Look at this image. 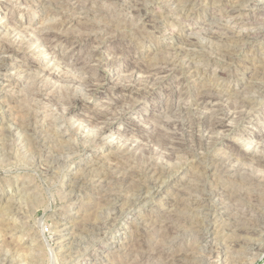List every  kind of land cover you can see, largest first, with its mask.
Here are the masks:
<instances>
[{
	"label": "rangeland",
	"instance_id": "rangeland-1",
	"mask_svg": "<svg viewBox=\"0 0 264 264\" xmlns=\"http://www.w3.org/2000/svg\"><path fill=\"white\" fill-rule=\"evenodd\" d=\"M77 1L0 0V46L17 51L0 57V264H169L177 252L187 263L264 264V250L233 243L236 235L249 236L236 227H251L258 216L260 238L249 241L259 244L264 237V171L248 156L255 144L242 141L264 142V79L256 76L264 72V0H79V6ZM77 21L92 25L88 46L97 58L115 62L111 70L92 66L107 82L115 83L117 73L135 65L161 60L173 67L161 83L137 94L107 82L89 95L81 92L72 83L83 78L79 70L30 43L38 32H87L71 25ZM250 31L258 37H249ZM186 40L194 45L186 46ZM110 47L120 51L118 58ZM204 91L254 101L256 119L227 127L216 143L198 148L189 132L193 113L183 112L178 95ZM66 101L69 115L60 109ZM102 112L107 116L100 117ZM173 118L188 125L179 132L190 145L168 156L155 148V136ZM108 122L116 135L95 134ZM150 130L154 136L138 139L139 132ZM134 137L139 150L127 146ZM147 166L169 171L162 185L141 197L136 186L152 181L150 172L144 174ZM105 173L109 184L102 182ZM133 185L135 191L129 190ZM111 197L120 199L116 208L106 200ZM164 222L175 233L167 235Z\"/></svg>",
	"mask_w": 264,
	"mask_h": 264
},
{
	"label": "bare ground",
	"instance_id": "bare-ground-1",
	"mask_svg": "<svg viewBox=\"0 0 264 264\" xmlns=\"http://www.w3.org/2000/svg\"><path fill=\"white\" fill-rule=\"evenodd\" d=\"M113 1V0H112ZM136 1V0H135ZM244 1V0H243ZM47 3V1H45ZM134 2V1H133ZM138 2V1H137ZM187 2V1H186ZM69 3V1H68ZM81 2L78 0L76 2V5L80 4ZM131 3V2H130ZM129 3V4H130ZM136 3V2H135ZM140 3V2H138ZM144 3V2H143ZM245 3V2H244ZM84 4V3H83ZM120 4V3H119ZM128 4V5H129ZM132 4V3H131ZM239 4V2L237 3V5ZM82 5V3H81ZM142 5V4H141ZM52 6V5H51ZM114 6V5H113ZM136 6V4H135ZM179 6V5H178ZM53 7V6H52ZM73 7V6H72ZM81 7V6H80ZM89 7V6H88ZM130 7V5H129ZM138 7H139V4H138ZM138 7H136L138 9ZM141 7V6H140ZM144 7V6H143ZM168 7V6H167ZM235 7V6H234ZM238 7V6H237ZM62 8V7H61ZM79 8V7H78ZM135 8V9H136ZM85 9V8H84ZM114 9V8H113ZM134 9V8H133ZM50 10V8H49ZM48 10V11H49ZM83 10V9H82ZM142 10V7L140 9H138L137 11H141ZM86 11V10H85ZM132 11V10H131ZM136 11V12H137ZM143 11V10H142ZM82 12V11H81ZM84 12V11H83ZM135 12V11H134ZM137 12V13H138ZM229 12V11H228ZM61 13V12H60ZM63 13V12H62ZM96 13V12H95ZM141 13V12H139ZM235 13V12H234ZM171 14V13H170ZM222 14V13H221ZM230 14V13H229ZM232 14V13H231ZM119 15V14H118ZM131 15V14H130ZM143 15V14H142ZM77 16V15H76ZM84 16V14H83ZM230 16V15H229ZM97 18V17H96ZM175 18V17H174ZM215 18V17H214ZM242 18V17H241ZM68 19V18H66ZM65 19V20H66ZM86 19V18H85ZM216 19V18H215ZM78 20V19H77ZM155 20V19H154ZM218 20V19H217ZM242 20V19H241ZM11 21V20H10ZM9 21V22H10ZM160 21V20H159ZM226 21V20H225ZM229 21V20H228ZM95 22V21H94ZM219 22V20H218ZM260 22V21H259ZM227 23V22H226ZM251 23V22H250ZM11 24V23H10ZM242 24V23H241ZM65 25V24H64ZM71 25H77V26H80V27H83L85 29V31L87 32H83L82 30H78L79 33H76V32H71V30H69V33L68 34L66 33L67 31H65L66 35L65 34H60L56 31H50L48 33H43V32H38V33H34V36L31 37L30 39V43H35V44H38V46H42L46 51L48 52H51V54L53 55H58V58L60 59V62H62L64 65H67L69 67H72V69L74 70V68L76 70H79L81 72V74H83V78L82 79H78L79 81H75L73 82L72 80V83H74L75 85L77 84L80 91L83 90L85 91V93H87L89 95V93H93L96 89L97 86L99 85H105V83L107 82L106 79L100 75V74H97L96 71H95V67H102L104 69H113V67L115 66V62L112 60L113 58L111 59H107V58H104L102 59V57L100 58H97V50H92L91 47L89 48L88 44L90 41H92V31L91 30V27L92 25H89V24H86L85 22H80V21H77V22H74V24H71ZM235 25V24H234ZM239 25V24H238ZM254 25V24H253ZM259 25H261V22L259 23ZM11 26V25H10ZM76 26V27H77ZM232 26V25H230ZM229 26V27H230ZM14 27V26H12ZM73 26H71V29ZM78 27V28H80ZM97 27V26H96ZM10 28V27H9ZM49 28V27H48ZM77 28V29H78ZM82 28V29H83ZM104 28V27H103ZM228 28V27H227ZM232 28V27H231ZM230 28V29H231ZM58 29V28H57ZM77 29H74V30H77ZM151 29V28H150ZM205 29V28H204ZM209 29V28H208ZM234 29V27H233ZM232 29V30H233ZM244 29V28H243ZM242 29V30H243ZM250 29V28H249ZM50 30H52L50 28ZM68 30V29H67ZM93 30V29H92ZM217 30V29H216ZM239 30V29H237ZM247 30V29H246ZM253 30V29H252ZM256 30V29H255ZM58 31V30H57ZM73 31V30H72ZM90 34H89V32ZM203 31V30H202ZM36 32V31H35ZM60 32V31H59ZM82 32V33H80ZM206 32V31H205ZM244 32V31H243ZM247 32V31H246ZM245 32V33H246ZM33 33V32H32ZM100 33V32H99ZM111 33V32H110ZM237 33V32H236ZM94 34V33H93ZM96 34V33H95ZM194 34V33H193ZM239 34V33H238ZM249 37H252V38H255V37H258L256 34H252L251 31L248 33ZM256 35V36H255ZM207 36V35H206ZM27 37V36H26ZM241 38L242 41L243 39H248L247 36H243V35H239L238 38ZM98 38V37H97ZM26 39V38H24ZM96 39V38H95ZM125 39V38H124ZM186 39V38H185ZM209 39V38H208ZM251 39V38H250ZM94 40V38H93ZM99 40V39H98ZM211 40V39H210ZM95 41V40H94ZM108 41V40H107ZM184 42V41H183ZM92 43V42H91ZM90 43V44H91ZM181 43V42H180ZM212 43V42H210ZM108 44V43H107ZM229 44V43H228ZM227 44V45H228ZM33 45V44H32ZM122 45V44H121ZM185 45L186 46H192L194 45V43L192 42V40H186L185 41ZM224 45V44H223ZM91 46V45H90ZM99 46V45H98ZM232 46V45H231ZM94 47V46H93ZM92 47V48H93ZM102 47V46H101ZM215 47V46H214ZM16 48V47H15ZM13 46H8V45H1L0 46V57H3L4 55H12L16 50ZM94 48H97V47H94ZM99 48V47H98ZM105 48V47H104ZM203 48V46H202ZM36 49V48H35ZM107 49V48H106ZM187 49V48H186ZM196 49V48H194ZM235 49V48H234ZM109 50L112 52L110 54H112L114 57H119V55H117L118 53H120V51L115 54L113 52H117L115 51L114 47H110ZM180 50V49H179ZM185 50V49H183ZM188 50V49H187ZM104 51V50H103ZM193 51V50H192ZM210 51V50H209ZM221 51V50H220ZM17 52V51H16ZM186 52V51H185ZM198 52V51H197ZM97 53V54H96ZM214 53V52H213ZM100 54V52H99ZM115 54V55H114ZM212 54V53H211ZM236 54V53H235ZM50 55V53H49ZM105 55V54H104ZM102 56V55H100ZM106 56V55H105ZM188 56V55H187ZM186 56V57H187ZM213 56V55H212ZM228 56V55H227ZM185 57V55H184ZM132 58V57H131ZM159 58V57H158ZM162 58V57H161ZM3 59V58H1ZM0 59V60H1ZM52 59V58H51ZM57 59V58H56ZM157 59V57H156ZM165 59V58H164ZM184 59V58H183ZM187 59V58H186ZM217 59V58H216ZM4 60V59H3ZM55 60V59H54ZM180 60V58H179ZM182 60V59H181ZM53 61V60H52ZM152 61V60H151ZM166 61V60H165ZM169 61V60H168ZM2 61H0V69L2 67V64H1ZM105 62V63H103ZM162 62L161 60L159 61V63ZM96 63V66L92 69V66H94V64ZM103 63V64H102ZM138 63V62H137ZM150 63V62H149ZM156 65L157 63H152L153 65H148V66H145V65H135V66H132L131 68H127L126 70H123L119 73H117V81L115 83H112V82H107V85H109V83L111 85H109L110 87L112 86L113 88L115 89H119V87L121 88L122 92L124 93H139V91L141 90H144V89H147L149 86H155L159 83H161V81H163L168 75H167V71L168 69H172L173 65L170 64V63H162V64H159ZM59 64V63H58ZM102 64V65H101ZM174 64V63H173ZM177 64V63H176ZM185 64V63H184ZM68 67V68H69ZM129 69V70H128ZM189 70V69H188ZM78 71V72H79ZM170 71V70H169ZM79 72V74H80ZM123 72V74H121ZM192 72V71H191ZM42 73V72H41ZM39 75V74H38ZM86 75V76H84ZM259 76L261 79H264V72H257L256 73V76ZM114 77V76H113ZM76 78V77H75ZM81 78V77H79ZM77 80V79H76ZM69 82V81H68ZM71 84V82H70ZM74 86V85H73ZM202 86V85H201ZM72 87V86H71ZM76 87V86H75ZM224 87V86H223ZM255 87V86H254ZM258 88V87H256ZM250 89V88H249ZM78 90V88H77ZM183 90V89H182ZM247 90V89H246ZM75 91V90H74ZM79 91V90H78ZM81 91V92H83ZM203 91V90H202ZM262 91V90H261ZM213 92V91H212ZM210 91H204L202 93H198V94H195V95H188L187 93H184V94H179L178 97H179V103H181V108L183 109V112H185V114H188V113H193V115L191 117H193L191 119V121L188 122V125H189V128H190V133H191V138H192V141L194 142L195 146H197L198 148H203V147H208L209 145H212L214 143H216L220 137L219 135L221 134V132L226 129L227 127H230V126H233L235 125L236 123L238 122H241V121H251L252 119H256L255 116L253 115L255 112V110L258 108V104L255 103L254 101H243L242 99L241 100H236V101H231L230 100V97H228L227 99H225V96H220V95H217L219 93H212ZM84 93V95H86ZM260 93V92H259ZM83 94V93H82ZM128 94V95H129ZM235 94V93H234ZM252 94V93H251ZM184 95V97H183ZM256 95V93H255ZM235 97V96H234ZM246 98V97H245ZM79 99V98H78ZM112 100V99H111ZM125 100V99H124ZM78 101V100H76ZM181 101V102H180ZM73 103V102H72ZM77 103V102H75ZM61 105V108L62 109V114L64 113L69 115L71 114V102L70 101H66V102H63V103H60ZM129 104V103H128ZM116 106V105H115ZM114 106V107H115ZM178 106H180L178 104ZM208 106V107H207ZM103 107V106H102ZM177 107V106H176ZM180 108V107H179ZM108 109V107H107ZM106 109V110H107ZM178 109V108H177ZM182 109H180L182 111ZM105 110V109H104ZM111 110V109H110ZM118 112V110H117ZM122 112V111H121ZM179 112V110L177 111ZM188 112V113H186ZM111 114V113H110ZM189 114V115H190ZM23 115V114H21ZM100 117H103V116H107L106 115V112H102L101 114H99ZM112 115H114V113L112 112ZM118 115V114H117ZM24 116V115H23ZM26 116V115H25ZM60 116V114H59ZM109 117V116H108ZM111 117V116H110ZM168 117V115H167ZM176 117V116H175ZM23 118V117H22ZM115 118V117H114ZM113 118V119H114ZM166 118V117H165ZM100 119V118H99ZM104 119V118H103ZM107 118H105L106 120ZM112 119V120H113ZM174 119V118H173ZM164 120V119H163ZM162 120V121H163ZM167 120V119H165ZM177 120V119H176ZM179 120V119H178ZM25 121V120H24ZM161 121V120H160ZM20 122V121H18ZM88 122V121H87ZM86 122V123H87ZM107 122V120H106ZM179 122V121H178ZM252 122V121H251ZM16 123V121H15ZM14 123V124H15ZM85 122L81 121V127H83V124ZM105 123V121H104ZM148 123V122H147ZM150 123V122H149ZM161 123V122H160ZM183 124H177L175 119L174 120H168L166 121L165 123H163V125L160 126L161 129H159L157 131V134L155 136V139H156V147H158L159 149H162L163 151H166L168 156H171V155H174V152L178 153L179 151L181 150H185L189 147L190 145V141L189 140H185L182 138V135L179 131H182L181 128H182V125H184L185 127L188 126L187 124H185V122H182ZM21 124V123H20ZM107 124V123H106ZM103 127H97L95 129H97L96 131H98L97 133L95 134H98L99 137H104V136H110L113 137L114 135H116L118 132H116V129L113 128L111 126V123L108 122V124ZM193 124V125H192ZM86 125V124H85ZM88 125V124H87ZM22 126H24V124H22ZM80 126V125H79ZM158 126V125H157ZM28 127V126H27ZM145 127V126H144ZM193 127V128H192ZM25 128V127H24ZM79 128V127H78ZM77 128V129H78ZM86 128V127H85ZM92 128V127H91ZM159 128V127H157ZM188 128V127H187ZM75 129V130H77ZM81 129V128H80ZM93 129V128H92ZM152 129V128H151ZM228 129V128H227ZM146 130V129H145ZM153 130V129H152ZM150 130V131H152ZM94 131V130H93ZM156 132V130L154 131ZM90 134V133H89ZM94 134V135H95ZM88 135V133H87ZM93 135V134H92ZM137 135V134H136ZM151 135H155V133L153 134V131L152 132H144V133H140L139 132V138L138 139H145V138H148L149 136ZM126 136V135H125ZM88 137V136H87ZM98 137V138H99ZM131 137V136H129ZM2 138V137H1ZM87 139V138H86ZM129 139V138H128ZM154 139V138H153ZM189 139V138H188ZM42 140V139H41ZM127 140V138H126ZM249 141V144H255V148L256 150L254 152H252L250 155L248 156H252V159L253 161L255 162L256 166L259 167L260 170L264 171V142L262 141L261 143V139H257V140H254V139H251V138H246L244 140H242L243 142L244 141ZM4 141V140H3ZM32 141V140H31ZM87 141V140H86ZM131 140H129V144L127 145L128 147H135V150H136V147L138 148L137 150H139V147L141 146L140 145V141L138 142V140L134 137V139H132V141L130 142ZM147 141V140H146ZM155 141V140H153ZM153 141H151L150 143H152ZM240 141V140H239ZM30 142V141H29ZM144 142V141H143ZM149 142V141H148ZM2 143V142H1ZM124 143V142H122ZM128 143V140L125 142V144ZM3 144V143H2ZM31 144V143H30ZM125 144H122V145H125ZM263 144V145H262ZM34 145V143H33ZM140 145V146H139ZM143 145V144H142ZM145 145V144H144ZM147 146V145H146ZM149 146V145H148ZM151 146V144H150ZM194 146V147H195ZM44 147V146H42ZM46 147V146H45ZM48 147V146H47ZM142 147V146H141ZM140 147V148H141ZM145 147V146H144ZM1 148V147H0ZM50 148V147H49ZM152 148V147H151ZM154 148V149H155ZM191 148V147H190ZM63 149V148H62ZM119 149V148H118ZM128 149V148H126ZM134 149V148H133ZM144 149V148H143ZM129 150V149H128ZM145 150V149H144ZM148 150V148H147ZM153 150V148H152ZM151 150V151H152ZM150 153H153V151ZM199 151V150H198ZM197 151V153H198ZM142 153L145 152V151H141ZM43 153V151H42ZM52 153V151H51ZM50 153V154H51ZM57 153V151H56ZM60 153H62V150L60 151ZM156 153H157V149H156ZM135 154H136V151H135ZM149 154V153H148ZM155 154V153H153ZM162 154V153H160ZM165 154V153H164ZM65 155V154H64ZM163 155V154H162ZM165 155V156H166ZM179 155V154H178ZM54 156V155H53ZM144 156V155H143ZM142 156V157H143ZM148 156V155H147ZM175 156V155H174ZM184 156V155H183ZM241 157V158H244L246 157V153H240V155L238 154V157ZM247 156V157H248ZM47 157V156H46ZM45 157V158H46ZM130 157V156H129ZM145 157V156H144ZM39 158V157H38ZM63 158V157H62ZM122 158V157H121ZM124 158V157H123ZM131 158V157H130ZM168 158V157H167ZM44 159V158H43ZM138 159V158H137ZM177 159V158H176ZM180 159V158H179ZM229 159V158H228ZM239 159V158H238ZM46 160H49V159H46ZM124 160V159H123ZM140 160V159H139ZM188 160V159H187ZM224 160V159H223ZM57 161V160H56ZM61 161V160H60ZM230 161V160H229ZM53 163V162H52ZM144 163V162H143ZM44 164V163H43ZM158 164V163H157ZM168 164V163H167ZM155 165V164H154ZM219 165V164H218ZM224 165V164H223ZM146 166V165H145ZM160 166V165H159ZM48 167V166H47ZM151 167V166H150ZM156 167V166H155ZM163 167V166H162ZM169 167V166H168ZM145 168V167H144ZM135 169V168H134ZM149 169V166H147L145 168V173H148L150 172L149 174H152L149 175L151 177H149L150 179H152V181L148 182H144V184H139L138 186L136 185H133L131 188H129V190H134L135 186L138 188L137 189V192H139L138 194H140V196L142 195V192H144L145 189H150V188H155V187H159L160 185H162L164 182H162V178L164 177L163 175L167 172L165 171H160V170H156L155 168L148 171ZM258 169V168H257ZM163 170V169H162ZM171 170V169H170ZM174 171V170H173ZM226 171V170H225ZM224 171V172H225ZM222 173V172H221ZM246 173V172H245ZM170 174V173H169ZM250 174V173H249ZM168 175V174H167ZM175 175V174H174ZM262 175V174H261ZM82 176V175H81ZM148 176V175H146ZM253 176V175H252ZM255 176V175H254ZM170 177V175H169ZM247 177V176H246ZM110 174H103V178H102V182L104 183H110ZM122 178V177H121ZM235 178V177H234ZM250 178V177H249ZM100 179V178H99ZM136 179V178H135ZM244 182H245V179H243ZM253 180V179H252ZM260 180V179H259ZM101 181V180H100ZM99 181V182H100ZM124 181V180H123ZM249 181V180H248ZM247 181V182H248ZM119 182V181H118ZM251 182V181H250ZM253 182V181H252ZM131 183V182H130ZM86 184V183H85ZM198 184V183H197ZM202 184V183H201ZM245 184V183H244ZM80 186V185H79ZM107 186V184H106ZM115 186V185H114ZM264 186V185H263ZM121 188V187H120ZM79 189V188H78ZM127 189V188H126ZM191 189V188H190ZM117 190V189H116ZM115 190V191H116ZM122 190V189H121ZM128 190V189H127ZM129 190L127 192H129ZM104 191V190H103ZM135 191V190H134ZM146 191V190H145ZM149 192V191H148ZM202 192V191H201ZM261 192V191H260ZM107 193V192H106ZM105 193V194H106ZM118 193V192H117ZM196 193V192H195ZM103 194V193H101ZM133 194V193H132ZM204 194V193H203ZM210 194V192L208 193ZM213 194V193H212ZM211 194V195H212ZM259 194V193H258ZM111 196V195H110ZM130 196V195H129ZM136 196V195H135ZM199 196V195H198ZM240 196V195H239ZM98 197V196H97ZM125 197V196H124ZM131 197V196H130ZM134 197V196H133ZM132 197V198H133ZM137 197V196H136ZM139 197V196H138ZM142 197V196H141ZM140 197V198H141ZM103 198V197H102ZM113 197H111L112 199ZM235 198V197H234ZM262 198V197H261ZM101 199V198H100ZM114 200H110L109 198L107 200L108 204H109V201L112 202L111 204L109 205H112L114 206L115 208L119 205V198H113ZM7 200V199H6ZM103 200V199H102ZM130 201V200H129ZM135 202V201H133ZM254 202V200H253ZM258 202V200H257ZM122 203V202H121ZM132 204V202H131ZM251 204V203H250ZM257 204V203H256ZM260 204V203H259ZM127 205V204H126ZM255 205V204H254ZM9 206V205H8ZM106 206V205H105ZM122 206V205H121ZM120 206V207H121ZM124 206V205H123ZM188 206V205H187ZM249 206V205H248ZM260 206V205H258ZM264 206V205H263ZM111 207V206H110ZM125 207V206H124ZM202 207V206H201ZM256 207V206H255ZM199 208V207H198ZM262 208V207H261ZM123 209V208H122ZM260 209V208H258ZM264 209V208H263ZM263 209H260V210H263ZM255 212V211H254ZM264 212V211H263ZM262 212V213H263ZM124 213V212H123ZM251 213V212H250ZM264 214V213H263ZM251 215V214H250ZM257 215V213H256ZM169 216V215H168ZM175 216V215H174ZM118 217V216H117ZM178 217V216H177ZM259 217V216H258ZM258 217H254V222L253 224H249L251 225V227H236L237 230H240L242 233H246V234H249L250 237H254V238H260L259 237V234H257L256 232V226H258L261 222L260 218ZM264 217V216H263ZM262 217V218H263ZM253 218V217H251ZM189 219V218H188ZM264 219V218H263ZM94 220V219H93ZM181 220V219H180ZM190 220V219H189ZM252 220V219H251ZM96 221V220H95ZM167 221V220H166ZM237 221V220H236ZM241 221V219H240ZM62 222V221H61ZM176 222V221H175ZM90 223V222H89ZM103 223V222H102ZM165 223V222H164ZM196 223V222H195ZM244 223V222H243ZM242 223V225H243ZM248 223V222H247ZM246 223V224H247ZM88 224V223H87ZM86 224V226H88ZM101 224V223H100ZM189 224V223H188ZM200 224V223H199ZM84 225V224H83ZM181 225V224H180ZM238 225V224H237ZM85 226V227H86ZM94 226V225H93ZM90 227V226H89ZM97 227V226H96ZM164 227H165V230L166 231V234L167 235H170V234H173L175 233V230L173 229L174 227H172L169 223H165L164 224ZM178 227V226H177ZM186 228V227H185ZM80 231H83L84 230V227H81V228H78ZM158 229V228H157ZM187 230V229H186ZM203 230V229H202ZM235 230V229H234ZM258 230V229H257ZM264 230V229H263ZM159 231V229H158ZM188 231V230H187ZM160 232V231H159ZM163 232V231H162ZM194 232V231H192ZM184 233V232H182ZM145 234V233H144ZM181 234V233H180ZM179 234V235H180ZM237 234V233H236ZM196 235V234H195ZM261 235V234H260ZM88 236V235H87ZM166 236V235H164ZM246 239L247 236H245V238L241 239V235L237 236L236 235V238L234 240V245L236 246H242V247H245L247 250H252V251H256V252H261L263 251V247H264V244H263V247L260 246L262 243L260 242H263L264 241V237L261 238V239H258L260 240L259 244H257V242H250L251 239L249 238ZM244 237V236H243ZM262 237V236H261ZM161 238V237H160ZM179 238V237H178ZM197 239V238H196ZM247 241H246V240ZM170 240V239H169ZM203 240V239H202ZM250 240V241H249ZM253 240V238H252ZM257 240V239H255ZM136 241V240H135ZM169 242V241H167ZM166 242V243H167ZM144 244V243H143ZM169 244V243H168ZM16 246V245H15ZM18 246V245H17ZM11 247L12 244H11ZM15 249V247H14ZM132 249V248H131ZM146 249V248H145ZM234 249V248H233ZM143 252V251H142ZM157 252V251H156ZM126 253H129V252H126ZM133 253V252H132ZM155 253V252H154ZM182 254V253H181ZM181 254L179 255V253L177 252V254H175L172 259L169 260V264H201L199 262H196V263H187L185 262V259L182 258ZM254 254V253H253ZM142 255V253H141ZM154 256V255H153ZM170 256V255H169ZM247 256V254H246ZM254 256V255H253ZM257 256V255H256ZM171 257V256H170ZM186 257V256H185ZM200 257V256H199ZM253 258V257H252ZM9 259V258H8ZM133 259V258H132ZM238 259V258H237ZM29 260V259H28ZM168 260V259H167ZM31 261V260H30ZM151 261V260H150ZM11 261H9L10 263ZM14 262V261H13ZM157 262V261H156ZM165 262V261H164ZM243 262V261H242ZM167 263V262H166ZM136 264V263H135ZM146 264V263H145ZM162 264V263H161ZM233 264V263H232ZM250 264V263H249ZM253 264V263H252Z\"/></svg>",
	"mask_w": 264,
	"mask_h": 264
}]
</instances>
